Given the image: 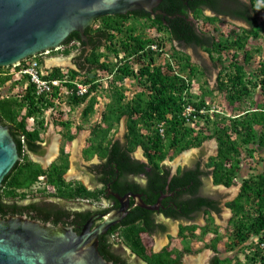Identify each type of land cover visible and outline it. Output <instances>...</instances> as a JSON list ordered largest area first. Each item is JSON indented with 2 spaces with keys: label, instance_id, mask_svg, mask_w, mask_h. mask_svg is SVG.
<instances>
[{
  "label": "trees",
  "instance_id": "trees-1",
  "mask_svg": "<svg viewBox=\"0 0 264 264\" xmlns=\"http://www.w3.org/2000/svg\"><path fill=\"white\" fill-rule=\"evenodd\" d=\"M222 1L227 2L224 9H222ZM255 1L163 0L161 8L168 15H187V10L191 6L195 18L199 22L203 21L200 25L201 33L196 30L195 25L180 16L172 21L166 15V21L171 26L174 27L175 24L179 26L180 29L178 28L176 32L170 31L164 18L154 19L145 13H135L143 19L147 17L143 25L128 24V16L125 15L102 16L96 23L100 26L93 28L94 25L88 30L93 32L92 29H96L101 32L103 42L93 47L83 63H78L79 60H76L77 68L53 67L44 70L43 79L61 81L60 86L53 87L50 94H38L36 86L31 83L28 76L15 80L14 87L20 88L18 93L0 98V122L4 125H12L11 132L21 157L6 175L0 187V213L3 217L22 214L28 208L40 214H52L53 208L40 209L36 203L22 206L17 203L18 199L28 197V193L20 192V189L32 186L45 176L50 184L59 189V194L64 198L93 195L81 184H78L76 190L67 189L68 184L64 180V174L68 171L70 162L68 153L64 151L66 148H63L61 157L47 170L40 163L29 158L25 151L41 150L38 142L42 139L41 135L46 128L32 130L27 127V122L34 120L46 124L45 113L51 108L56 109L58 101L64 97L63 89L73 91L66 95L67 102L72 107L84 106L81 117L87 121L95 114L99 104L98 94L103 91L109 102L101 114V121L107 124V127L101 124V133L96 129V136L101 137L99 147H96L93 140L92 147L87 149L86 154L87 158L91 159L99 153L101 158L107 161L95 168L111 169L115 174L116 169L113 168V164L116 162L119 171L122 172L123 161L130 158L128 152L132 153L141 146L154 167L152 176L160 183L156 184L157 189L160 190L165 185L169 186L171 173L170 167L159 170L161 161L171 152L173 155H178L191 148L201 147L207 140L216 139L219 144L218 156L213 157L210 163V167L214 166L215 184L231 187L244 171L242 164L249 162L252 172L248 174V178L243 179L239 196L227 204L233 211L228 228L229 236L225 237L219 233V230H215L212 244L207 245L221 252L219 245L223 243L227 250L236 249L237 255L246 247H251L253 250L245 254L246 259L251 258L255 262L264 264V250L260 248V244L264 242V168L255 172L258 165H264V59L257 63L255 71H249L255 54L262 52L261 46L254 47L249 41L251 37L256 40L261 35L256 27L262 23L259 19V8H262L263 4L258 6ZM203 7L216 14L205 15ZM220 16L243 21L249 28L241 27L240 32L234 29L225 33L224 27L221 26L225 23ZM149 29L154 30L156 36H147L145 30ZM72 41L84 44L79 32H73L64 42L66 48L61 53L69 55L78 47L77 44L69 46ZM176 41L181 42V45H176ZM154 43L158 45L160 51L152 50L151 45ZM168 45L171 47L168 48ZM186 47L194 49L197 53L199 49L204 50L209 53L213 62L222 65L216 79L217 88L213 89L209 85L211 77L208 74L209 68L194 63L192 56L185 51ZM162 57L166 59L165 63H157ZM37 59L41 65L44 64L41 56H37ZM23 64L27 65V62ZM103 74H107L110 79L108 88H104L100 82ZM131 77L138 79L137 85L141 90L129 98L124 83ZM13 79L14 76L9 72L0 70V85H6ZM194 80H197L201 89V94L197 95V98L193 94ZM77 84L87 85L88 92L79 95ZM257 89L261 91V101L255 107H240L239 104L247 98H252ZM215 93L223 96L225 102L232 107L229 116L220 110L209 108L208 97L214 96ZM189 105L194 107L195 111L191 116H186L184 111ZM223 114L224 116H221ZM122 118L127 120L126 138L129 144L127 153H121L117 148L110 149L109 143L107 147L105 145L109 132L118 126ZM19 131L24 132V140L18 135ZM74 137V134H68L67 140L71 141ZM144 166L138 164L136 168L141 171ZM200 175L199 168L193 169L173 178L170 186L172 189L187 187L190 190L189 184L194 181L199 187L202 184ZM98 195L96 194L95 197ZM210 203V199L198 198L182 204L186 211V206H191L192 210L204 205L209 206ZM215 209L221 210L216 205ZM198 228V225L182 226L181 237L185 240L189 232L193 233ZM210 230L211 228H204L203 237ZM138 232L139 229L127 232L125 243L142 255L149 264H182L181 256L185 251L194 253L190 243H186L184 251L170 250L171 247H167L160 253H152L151 249L143 244ZM250 240L256 241L254 246L247 245ZM102 247L100 253L107 260L115 257L106 244ZM223 262L233 261L231 258L219 256L213 259V264Z\"/></svg>",
  "mask_w": 264,
  "mask_h": 264
},
{
  "label": "flooded vegetation",
  "instance_id": "flooded-vegetation-1",
  "mask_svg": "<svg viewBox=\"0 0 264 264\" xmlns=\"http://www.w3.org/2000/svg\"><path fill=\"white\" fill-rule=\"evenodd\" d=\"M162 2L163 0H161L159 6L155 8V11L162 10L172 21L180 16L181 18L186 19L187 22H191L193 25H195L196 30L201 33L200 25L203 24V21L199 22L195 18L191 6H189V9L187 10V15H168V13L161 8ZM225 3L227 4V2L222 1V9L225 8ZM186 4L188 5V2H186ZM136 12L141 14L145 13L139 10L129 12L125 15L128 16V24L137 23L139 25H143L147 17L143 19L139 15L135 14ZM209 12H211V10L207 8L203 10L205 15H209ZM166 15L157 14L156 16H151L154 19L156 17H161L162 19L164 18L163 20L166 24H168L170 31H178L179 26L176 24L174 27L171 26L170 23L166 21ZM223 17L230 18L229 16H220L221 19H223ZM97 22L98 21L96 20L94 24L95 26L93 25L94 27H91H99L100 25L96 24ZM91 27H88L84 32V34L87 36V40L82 39L84 44H79L76 41H72L69 44V46H73L75 44L78 45V47L75 49V52H73V60L75 65L77 63L76 60H79L78 63H83L85 58L92 52L93 47L98 46L103 42L101 32L96 29H92L93 32H91L88 30ZM80 36L82 38L81 34ZM175 44L181 45V42L176 41ZM65 48L66 46L62 45L60 49L52 50L51 52H58L60 50L62 52ZM187 49L188 47L185 48V50ZM29 61L30 59H28L27 62ZM13 68L14 67L11 66L7 68H1L0 70L1 72H9V70ZM10 74L14 76L13 73ZM130 79L132 80V77L124 83V86L127 85V82ZM135 81L138 84L137 78H135ZM126 93L128 95V91H126ZM123 119L124 126L123 131H121V121H123ZM121 121L116 128L109 132L108 138L106 140L107 144L105 145L107 147L109 143V145H111L110 149L117 148L121 151V153H127L129 146L128 139L126 138L128 132L127 120L126 118H122ZM101 124L107 127V124H105L103 121L92 123L89 120L80 122H52L51 125L41 124L35 121L27 122V127L32 130H35L36 128L40 129L42 127L46 128V130L41 135L42 139L38 142V144L41 146V150L25 151L31 160L36 163H40L44 169H49L51 165L61 157L63 148H66L64 151L68 153L69 162H71L72 153L68 149L69 145H76L80 147L79 151L85 162L91 161L92 158L96 157V160L83 167L84 169H82L80 173L68 175V169V171L64 174V180L68 184L67 189L71 188L76 190L78 188V184H81L86 190L91 191L93 195L90 197L78 196L72 199L64 198L59 194V189L56 186L50 184L47 177L45 176L35 182L32 186L20 189V192L28 193V197L18 199L17 203L20 206L36 203L39 205L40 209L53 208L51 210L52 214L44 215L40 214L36 210H33L32 208H28L19 215L28 216L30 218L32 217V219L42 222L44 221L54 225L62 224L72 226L74 230L80 234L87 228V226L90 231L98 227L101 223H103L105 220V214L109 211L119 210L124 207V216L116 224L112 225L104 234L99 236L98 249L100 251L101 247L106 244L115 255L114 258L110 257L108 260L113 264H149L142 257V255L136 253L129 245L125 243V234L135 229H139L138 236L141 238L143 244L151 249L150 251L152 253H160L167 247H171L169 248L170 250L177 249L178 251H184L186 250V243H190L192 248L190 239L193 240V238H189V233H192L189 232L186 239L184 240L181 237V227L198 225L199 228L195 230H200L199 235L201 237H203L202 230L204 228H211L207 235L211 233L213 235L215 230H219L221 228L216 224L217 217L223 219L222 212L225 207L231 213V216L224 227V230L226 228L228 231L233 216V211L230 209V207H228L227 204L239 196L241 189L239 190V193L231 200H225V196L218 192L220 188L228 189L230 187H226L223 184H215L214 181V166L210 167V163L211 159L213 157H217L219 153V144L216 139V146H214L212 153L207 154L205 150L202 149L199 157H197L195 160L185 162L184 164L180 162L175 168L169 165V163L172 162L173 152H171L165 160L161 161V168H159V170H164L166 167H170L171 173L169 176V186L166 187L165 185L164 188L159 190L157 189L156 184L160 183H158V180L154 179V176H152L154 167L151 165L145 150L141 146L137 148V150L140 149L139 153L136 152L137 150L132 153L128 152L130 158L127 161H123L124 171L122 172L119 171L120 168H118V164L116 165V162L113 164V168L116 169L115 174L111 169H104L101 167L95 168L97 165L105 163L107 159H102L99 153L95 154L91 159H88L86 151L88 148L92 147L93 140L95 141L96 147H99V140H101V137L96 136V129H99L101 133ZM7 125L10 126L11 129L12 125ZM69 128H71V131H69ZM86 128L88 129L85 131L83 135L84 137H82L83 139L80 138L81 140H78L79 132ZM49 132H54L56 134L55 140L58 142L57 147L52 146V140L48 136ZM23 133V131H19L18 135H20V138L24 140ZM68 134H74L75 137L69 141L67 140ZM65 144L67 147H64ZM198 163H200V165H198ZM138 164L145 165L144 169L141 171L137 170L136 166ZM196 168H199L201 172L199 177L202 181V184L199 187H197L194 181H192L189 184L190 190H188L189 188L187 187H177L172 189L170 183L173 178L183 175L184 173L186 174L188 171ZM81 185L80 189L82 188ZM211 185L215 187L216 192L214 189H210ZM96 194H99L98 197H95ZM198 198L200 200L210 199L211 205H204L203 207H199V209L193 208L192 210L190 209L191 206H186L187 210L185 211V206L182 203ZM141 202L150 208L142 205ZM192 205L195 206L193 203ZM215 205L221 210H216ZM172 223L176 224L177 226L176 234L171 232ZM142 227H145V229H141ZM217 227L218 229H216ZM223 236L228 237L229 233ZM161 237H166L168 241H165L166 243H163L162 246H160L162 242H158V246L156 247L154 242L157 238ZM175 240L179 241L182 247L178 246V244L174 242ZM207 248H211L209 264H213V259L216 256H219L221 252L215 251L212 247ZM187 254L190 255V253L185 251V253L181 256L182 264H188V261L185 258V255ZM204 261L205 260L200 258L198 264H204ZM222 264H228V262H223Z\"/></svg>",
  "mask_w": 264,
  "mask_h": 264
},
{
  "label": "water",
  "instance_id": "water-1",
  "mask_svg": "<svg viewBox=\"0 0 264 264\" xmlns=\"http://www.w3.org/2000/svg\"><path fill=\"white\" fill-rule=\"evenodd\" d=\"M160 2L0 0V68L17 66L40 53L58 50L73 32L87 40L85 30L102 16L137 10L166 15L162 10L155 11ZM19 160L10 126L0 122V187ZM124 209L109 211L98 227L90 231L87 226L80 234L72 226L24 215L3 217L0 213V264H113L100 253L99 236L124 216Z\"/></svg>",
  "mask_w": 264,
  "mask_h": 264
},
{
  "label": "rangeland",
  "instance_id": "rangeland-1",
  "mask_svg": "<svg viewBox=\"0 0 264 264\" xmlns=\"http://www.w3.org/2000/svg\"><path fill=\"white\" fill-rule=\"evenodd\" d=\"M248 2H250V0H246ZM256 4L259 6V4H263L262 8H259L260 12H259V19L260 22H262L261 24H259L256 29L260 32V36L255 40V38L251 37L249 39V41L251 42V44L255 47L261 46L262 48V52L261 53H256L255 54V59L254 62L251 66H249V71L253 72L256 70V65L260 60L264 59V0H256L255 1ZM210 14V13H209ZM230 18L227 17H223L222 21L225 23L222 26V28L224 29L225 33H229V31L236 29L237 32H240V28L241 27H246L249 28L247 24H245L243 21L240 20H229ZM232 23V24H231ZM145 34L147 36H156V32L153 30H146ZM171 45H168V48H170ZM187 53L190 54L192 56V61L196 64H200L201 66H206L209 68L208 74L211 76L209 79V85L211 88H217V84H216V78L219 75V72L221 70L222 65L219 62H213L210 58L209 53L205 52L204 50L199 49V53L195 52L194 49L192 48H188ZM75 49L69 54V55H65L63 53H61V50L56 52V53H49L46 55L41 56L44 59V65L48 66V67H55L58 65H49L48 61L49 58L51 57H55L57 58H61L64 59L67 64L66 65H59L58 67H61L63 69H67V68H77V66L75 65V62L73 60V56ZM168 52L170 53V51L168 50ZM229 57H231L230 55H228ZM227 56H225L226 58ZM52 58V59H55ZM51 60V59H50ZM166 61V59L164 57H162L161 59L159 58L157 63L159 64H164ZM10 73L14 74V79L10 82H8L6 85H0V98L3 97H7L10 96L11 94H17L18 90L20 89L19 87H14L13 82L15 80H21L23 78V76L21 74H19L17 72V70L15 68L9 70ZM103 78L101 79V83L102 86L104 88H108V83H109V77L107 74H103L102 75ZM209 77V76H208ZM197 80L193 81V87H194V97L197 98V95L201 94V89H199V84H197L198 82H196ZM202 82H204V80H201ZM205 85V84H203ZM127 91H128V96L129 98H132V96L138 92L140 90V86L137 85V82L135 81V78L132 80L130 79L127 82V85L125 86ZM260 93L261 91L259 89H257L256 91H254V95L251 96L252 98H247L246 101L242 102L239 104L240 107L243 108H250V107H255L256 104L261 101L260 100ZM208 106L209 108H211L212 110H220L222 112H224L225 114H229L230 115V108H232L231 106H229L227 104V102H225V99L223 96H220L219 94L215 93L214 96H209L208 97ZM98 107L97 110L95 112V114L93 116L90 117L89 121H91L92 123L101 121V114H102V110L103 108L106 106V104L109 102V98L106 96V94H104V92H100L98 94ZM58 105L56 106V109L53 110H48L45 113V118L48 124H52L55 122H62V121H67V120H71L73 122H80L83 121L82 117H81V112L84 108V106H80V107H72L70 106V104H68L67 101L65 100H60L57 103ZM60 113V115H59ZM228 115V116H229ZM221 116H224L221 115ZM57 120V121H56ZM31 122V121H30ZM121 131H123V126H124V119L123 121H121ZM88 126V125H87ZM120 126V125H119ZM83 129L82 131L79 132V139L81 140L83 139L82 137H84V133L87 130ZM49 138H51L52 140V146L57 147L58 146V142L57 140H55L56 138V134L55 133H51L49 132L48 134ZM81 138V139H80ZM83 144V141H82ZM215 139H211V140H207L206 142L203 143V145L201 147L198 148H192L187 152H182L178 155H172V162L169 163V165L173 166V168H175L176 166H178V164L181 162L182 164H184L185 162L191 161V160H195L197 157H199L200 152L202 151V149L205 150V152L207 154L212 153L214 146L215 145ZM51 146V145H48ZM82 146V145H81ZM64 147H67V145L65 144ZM68 149L71 151V162H70V168L68 171V175H71L73 173H80V171L82 169H84L83 167L89 165L90 163H92L93 161L96 160V157L92 158L91 161H84V159L81 157L80 154V147L76 146V145H69ZM136 152H140V149H138ZM206 154V156H207ZM252 163H254V160H252ZM252 166L249 165V162L246 161L242 164V168H243V173H241L239 175V178L236 179L235 184L228 188V189H222L220 188L218 192H220L221 194H223L225 196V200H231L233 199L238 193L239 190L241 189L242 183H243V179L247 178L246 176H249L248 174H250L251 168ZM257 171H261L264 168L263 164L258 165L257 167ZM210 189H214V191L216 192L215 187H213V185H211ZM227 195V196H226ZM223 219H221L220 217H217V225H219L221 228L220 233L222 235H227L228 231L224 230L225 224L227 223L228 219L231 216V213L224 207L223 209ZM171 232H173V234L177 233V226L176 224H171ZM200 230H197L196 232L189 233V238H193L190 239V242L192 243V248L194 253L190 254V255H185V258L188 261V264H198L199 259L202 258L204 261V264H209V259H210V252H211V248H207V244H212L213 242V235L208 234L206 235L204 238L201 237L200 235ZM203 239V240H202ZM229 240V239H228ZM165 241H168L166 237H161V238H157L155 240V246H158V242H162L160 244V246L163 245V243H166ZM178 244V246L182 247V245L180 244L179 241H174ZM255 240H250L249 242H247V245L250 246H254L255 244ZM184 244V243H183ZM220 247V251L221 254H219L220 258H231L232 259V263H228V264H262L260 262H255L253 261L251 258L250 259H246V255L248 254L251 250H253V248L251 247H246L244 249L243 252L238 253V255L236 254L237 250H227L226 249V245L223 243H220L219 245ZM244 248V247H243ZM206 254H209L208 256H206ZM206 256V257H205ZM240 261V262H238Z\"/></svg>",
  "mask_w": 264,
  "mask_h": 264
},
{
  "label": "built area",
  "instance_id": "built-area-1",
  "mask_svg": "<svg viewBox=\"0 0 264 264\" xmlns=\"http://www.w3.org/2000/svg\"><path fill=\"white\" fill-rule=\"evenodd\" d=\"M152 49L155 51H158L159 48L157 45H153ZM45 54H48L45 53ZM44 54V55H45ZM17 67L19 70L17 72L21 74L22 76H28L31 83H33L36 86L38 94H50L52 92L53 87L60 86L61 81L60 80H45L42 78V74L44 70L46 69L45 66L41 65L37 58L30 59L29 62H27V65L21 63L18 64ZM88 86L84 84H77L78 94L83 95L88 92ZM73 91L68 89H63L64 95L71 94ZM195 111V108L192 106H188L185 111L184 115L189 116L192 114V112ZM163 132V129L161 130ZM260 248L264 250V242L260 244Z\"/></svg>",
  "mask_w": 264,
  "mask_h": 264
},
{
  "label": "clouds",
  "instance_id": "clouds-1",
  "mask_svg": "<svg viewBox=\"0 0 264 264\" xmlns=\"http://www.w3.org/2000/svg\"><path fill=\"white\" fill-rule=\"evenodd\" d=\"M209 13H210V14H213L212 12H209ZM209 13H208V14H209ZM153 45H157V44L154 43V44H152L151 46H153ZM157 46H158V45H157ZM158 48H159V47H158ZM152 50H153V49H152ZM51 51H52V50H51ZM51 51H49L48 54L51 53ZM159 51H160V49H159ZM185 51H186V50H185ZM45 53H47V52L40 53V54H38L37 56H43ZM45 55H46V54H45ZM37 56L31 57V58H29V59L37 58ZM52 58H55V57H51V58H49V60L52 59ZM25 61L27 62L28 60H25ZM25 61H23V62H25ZM23 62H22V63H23ZM43 66H45V65L43 64ZM12 67H14V68L17 70V67H15V66H12ZM45 67H46V69L53 68V67H48V66H45ZM55 67H58V66H55ZM23 77H24V76H23ZM216 79H217V78H216ZM136 93H137V92H136ZM136 93H135V94H136ZM135 94H134V95H135ZM134 95H133V96H134ZM133 96H132V97H133ZM57 105H58V104H57ZM53 109H54V108H51L50 110H53ZM189 116H191V115H189ZM31 121H34V120H31ZM46 124H48L47 121H46ZM187 151H189V150H186V151H184V152H187ZM246 177L248 178L249 176H246ZM237 179H238V178H237ZM235 181H236V180H235ZM242 184H243V183H242ZM241 189H242V186H241ZM256 240H257V239H256Z\"/></svg>",
  "mask_w": 264,
  "mask_h": 264
},
{
  "label": "bare ground",
  "instance_id": "bare-ground-1",
  "mask_svg": "<svg viewBox=\"0 0 264 264\" xmlns=\"http://www.w3.org/2000/svg\"><path fill=\"white\" fill-rule=\"evenodd\" d=\"M48 64L49 65H61V66H63V65H66L67 64V62L64 60V59H61V58H55V59H51V60H49L48 61ZM206 256H208V254H206ZM205 256V257H206Z\"/></svg>",
  "mask_w": 264,
  "mask_h": 264
},
{
  "label": "crops",
  "instance_id": "crops-1",
  "mask_svg": "<svg viewBox=\"0 0 264 264\" xmlns=\"http://www.w3.org/2000/svg\"><path fill=\"white\" fill-rule=\"evenodd\" d=\"M64 95V94H63ZM61 100H65V101H67V99H66V95H64V97L61 99ZM69 104V103H68ZM71 106V105H70ZM82 113V112H81ZM71 121V120H70ZM83 121H86V120H83ZM52 133H54V132H52Z\"/></svg>",
  "mask_w": 264,
  "mask_h": 264
}]
</instances>
